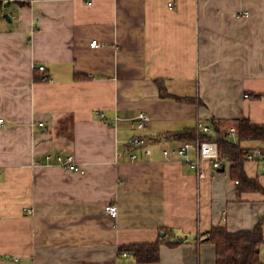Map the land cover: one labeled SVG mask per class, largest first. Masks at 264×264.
Returning <instances> with one entry per match:
<instances>
[{
	"label": "crops",
	"instance_id": "obj_1",
	"mask_svg": "<svg viewBox=\"0 0 264 264\" xmlns=\"http://www.w3.org/2000/svg\"><path fill=\"white\" fill-rule=\"evenodd\" d=\"M141 111L152 118L146 132L131 121ZM0 117V264H216L215 245L202 236L210 229L237 233L262 223L264 240L263 161L244 163L258 188L243 191L230 165L207 167L200 179L163 153L182 144L169 133L192 129L194 142L217 136V123L240 145V120L264 126V0L4 6ZM140 134L150 155L130 144ZM59 155H72L77 170ZM175 238L187 240L169 245ZM157 242L155 263L129 251ZM259 259L264 264V242Z\"/></svg>",
	"mask_w": 264,
	"mask_h": 264
},
{
	"label": "trees",
	"instance_id": "obj_2",
	"mask_svg": "<svg viewBox=\"0 0 264 264\" xmlns=\"http://www.w3.org/2000/svg\"><path fill=\"white\" fill-rule=\"evenodd\" d=\"M28 1H19L15 4H29ZM216 135H202L201 140L215 139L222 151L227 153L231 166V178L238 180L240 190H256L258 186L251 182L244 171V163L247 161V154L253 148H243V142H260L264 146V126L253 125L249 120H240L237 124V137L239 144L232 143L227 135L223 136L214 124ZM168 139L179 143L193 141L196 139V132L192 129L182 132L167 134ZM205 239L214 244L216 248V264H261L259 253L263 244L262 223L253 231H241L231 233L226 227H215L207 231ZM186 238H175L169 241V245L178 246L186 242ZM129 251L139 263H155L160 259V242L150 245H133ZM122 252V251H121ZM122 255V253H121Z\"/></svg>",
	"mask_w": 264,
	"mask_h": 264
},
{
	"label": "built area",
	"instance_id": "obj_3",
	"mask_svg": "<svg viewBox=\"0 0 264 264\" xmlns=\"http://www.w3.org/2000/svg\"><path fill=\"white\" fill-rule=\"evenodd\" d=\"M19 1H28L31 2V0H0V13L4 6L10 5L12 3H16ZM171 7H175L174 3H169ZM92 47H99L100 44L98 41H93L91 43ZM38 69L42 72L46 71L45 66H39ZM99 116L102 119L106 118V115L104 113H100ZM116 121L123 120L122 117L117 116L115 118ZM133 127L139 131V132H146L152 122V118L149 115V113L145 111L139 112L135 117L131 119ZM5 119L0 117V128L5 125ZM40 126H43L42 123L39 124ZM198 129L200 131H203L204 133H210L211 129L207 126H205L203 123L198 124ZM130 144L135 148H144V152L147 155H150L152 153L151 149L146 146V137L142 134L135 136L130 140ZM195 150V157H192L191 151ZM164 156L167 158L172 157H180L182 158L189 166L194 170L197 174V176L200 179L206 178L207 176V167H212L215 170H219L223 167H226L227 165H230V162L228 160L227 153L222 151L219 147V144L214 141H203L201 139H197L194 142L186 141L183 142L177 149L175 150H167L165 149L163 151ZM47 158H50V155L47 156ZM138 158V154L133 153L131 155L132 160H136ZM57 162L61 164L66 169L70 170H77V167L74 164V157L72 155H69L68 157H63L59 155L57 157ZM247 161H263L264 162V147L254 149L250 151L247 154ZM236 184L239 183V181H235ZM106 212L109 214L112 218L118 217V206L116 204H110L105 208ZM124 256H127V254H124Z\"/></svg>",
	"mask_w": 264,
	"mask_h": 264
},
{
	"label": "water",
	"instance_id": "obj_4",
	"mask_svg": "<svg viewBox=\"0 0 264 264\" xmlns=\"http://www.w3.org/2000/svg\"><path fill=\"white\" fill-rule=\"evenodd\" d=\"M221 171L224 172V171H225V167H223V168L221 169Z\"/></svg>",
	"mask_w": 264,
	"mask_h": 264
}]
</instances>
